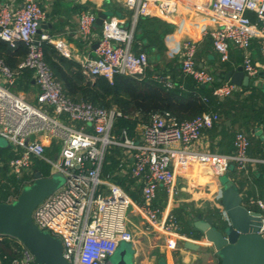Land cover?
<instances>
[{"label": "built area", "instance_id": "1", "mask_svg": "<svg viewBox=\"0 0 264 264\" xmlns=\"http://www.w3.org/2000/svg\"><path fill=\"white\" fill-rule=\"evenodd\" d=\"M137 14H162L171 19L178 14L181 0H119ZM197 11L206 15L211 26L203 35L210 38L221 62L232 60L233 49L242 54V66L251 80L259 74L253 51L259 47L264 55V0H189ZM49 11L40 0H21L17 6H0V39L16 49L24 44L27 54L19 70L11 69L0 57V136L6 138L15 156L9 160V172L24 182L34 180L37 161L48 163L52 173L65 176L66 182L34 210L33 219L42 229L59 238L63 253L71 264H111L109 258L122 241L133 242L128 211L133 199L116 180V172L105 174L109 149L121 147L126 158L118 172H128L141 184L142 204L148 221L160 224L169 235L182 233L176 216L163 217L155 204L162 186L170 196L177 191V169L194 164H207L218 178L232 165L247 170L253 162H264L249 154L251 141L244 132L234 138V150L225 154L194 148L205 129L221 118L217 112H206L179 121L169 113H155L149 124L133 137L124 129L116 133V120L123 116L117 108H104L85 100H75L65 91L52 67L45 60L44 42L52 43L65 56L70 50L64 42L49 33L40 32ZM98 15L91 9L79 15L78 33L89 38ZM133 32L123 28L116 16L107 17L95 48V55L85 56L79 63L85 76L94 80L104 76L113 81L115 75H143L150 66L147 52L132 50ZM199 44L184 40L179 54L181 70L200 86L212 87L213 95L225 99L240 86L219 80L211 70L199 67ZM22 69H30L40 89L36 104L15 90ZM165 81L172 86L170 81ZM221 83L215 86L217 81ZM205 100L207 98L205 97ZM53 144L55 147H53ZM25 178V179H24ZM252 210L261 212L264 234V200L251 198ZM251 209V208H250ZM223 218L229 222L226 212ZM12 264H34L32 252L20 241Z\"/></svg>", "mask_w": 264, "mask_h": 264}, {"label": "crops", "instance_id": "2", "mask_svg": "<svg viewBox=\"0 0 264 264\" xmlns=\"http://www.w3.org/2000/svg\"><path fill=\"white\" fill-rule=\"evenodd\" d=\"M40 1L49 11L47 20L41 25V32L49 33L56 41L64 42L70 50V56L68 57L77 62H80L87 55H95V48L102 35L103 26L95 25L94 32L89 38L82 39L79 36L77 31L79 15L82 11L91 9L98 16L101 13L107 14L108 17L116 16L123 28L130 32L132 31V50L147 52L151 62L148 68H156L157 74L158 71L164 70L174 76L181 71L179 54L182 42L187 39L194 40L200 46H203L202 51L197 56L199 67L211 70L219 79L227 71L242 65V61H238L242 58L241 52L233 49L232 62H234L235 67L222 69V64L212 44L210 46L207 45V42L211 41L210 38L203 35L204 30L211 26V20L206 15H196L197 11L191 6L189 0H181L179 2L178 14H175L171 19L164 17L162 14H137L134 9L127 8L119 0ZM3 3H11L17 6L21 3V0H0V6ZM143 18L160 19L172 25L173 29L163 35V43L166 47L163 51H158L157 48H145L144 45L150 42L148 38L143 40V44L140 42L139 38L141 39L145 36L143 25L145 26L146 24ZM253 53L255 62L259 66V74L256 79L251 80V83L264 90V55L259 47H256ZM16 81V90H19L31 103L36 104L40 89L32 70L27 74L21 72ZM228 121H230L229 124H227ZM216 124L218 126L217 130H204L203 136L194 145V148L226 154L233 152L234 135L241 127L239 120L235 123L232 118H225L221 115L220 120ZM252 132L261 141L258 147L264 151V125L257 123ZM256 158L264 159V157L259 155H256ZM263 164L264 162H253L248 165L247 170L238 169L241 175L238 177L237 184L245 204L251 209L255 207L250 203L251 198L264 200V185L261 183L259 185L256 182L260 178L258 166ZM118 174L120 177H128L127 175H129L127 171H120ZM131 189L139 194L142 199L141 184L137 183V180L134 179ZM221 195L222 189L218 178L212 173L207 164L200 163L193 166H182L177 169L176 193L170 196L166 189L161 186L156 200L162 206L163 217L177 210L192 212L194 215L192 213L190 215L187 214L188 217L186 218L193 225V217L198 214H202L203 218L212 217L209 212L213 208L225 212L220 204ZM132 199L133 204L129 208L128 216L129 229L134 235L132 244L135 264H220L218 251L204 235L199 238L187 236L189 239H184V237L179 235H169L162 230L160 224H152L148 221L146 213L138 205L142 204V200H136L134 197ZM184 234L186 235V233ZM2 239L3 236H0V240ZM188 240L199 244L200 247L196 250L186 247L185 242Z\"/></svg>", "mask_w": 264, "mask_h": 264}, {"label": "trees", "instance_id": "3", "mask_svg": "<svg viewBox=\"0 0 264 264\" xmlns=\"http://www.w3.org/2000/svg\"><path fill=\"white\" fill-rule=\"evenodd\" d=\"M143 19L146 24L145 26L143 25L145 36L144 38H139L140 42L143 44V40L148 38L150 42L144 45L145 48L151 47L157 48L158 51H163L166 48L163 43V35L173 29L172 25L160 19ZM210 44H212V41L207 42L208 46ZM202 49L203 46L199 45L198 53ZM26 54L27 48L24 44L21 43L16 49H13L7 42L0 39V57L11 69L19 70V64L24 60ZM44 55L45 60L50 64L56 77L61 81L66 93L71 98L89 101L104 108H117L122 111L123 116L119 117L115 123V131L118 134L126 129L131 136L138 137L140 128L149 124L152 115L155 113H169L177 120L182 121L195 118L206 112H217L225 118H232L235 123L239 120L241 127L236 133L244 132L250 138L251 146L249 154L255 157L256 155L264 157L263 149L258 147L261 141L252 132L257 123L264 125V90L253 85L254 83H251L249 86L240 87L230 97L219 99L213 95L212 87L198 85L192 76L185 74L182 70L176 73V75L171 76L164 70L158 71L157 74V69L150 67L139 77L117 74L113 81L104 76H97L92 80L84 75L79 62L63 55L52 43L44 42ZM240 60L242 61V58L238 61ZM221 64L222 69L235 67L232 60L230 62H221ZM30 71V69L21 70L25 74ZM157 76L163 80L170 81L172 86H168L165 81H160ZM220 83L218 80L215 86ZM14 89L16 90L15 87ZM205 97L207 100H205ZM217 128L216 124L207 130L213 129L216 131ZM13 156H15V151L11 147L0 150V202L14 200L20 194L23 187L33 181L24 182V180L17 179L14 175L10 174L8 163ZM125 158L126 155L123 148L115 147L109 149L106 155L104 172L105 174L116 172L115 178L122 187L136 200H142L141 196L131 189V184L134 183L135 178L130 173L127 175L128 177H120L117 173L120 169L119 164ZM258 167L260 178L256 182L259 185L260 183L264 185V164ZM34 170L40 171L44 176L53 174L51 166L42 161L35 163ZM227 175L238 186L237 181L241 172L238 171L236 165L230 167ZM155 204L162 209L160 202L155 200ZM191 213L184 210L173 212L180 222L181 231L186 233L187 236L199 238L203 233L191 225V222L186 218L188 217L187 214L190 215ZM209 213L215 219V223L218 226L224 227L226 225L227 221L223 218V212L220 209L213 208ZM192 215L194 214L192 213ZM1 236H3V239L0 240L1 264H12L17 256L15 249L20 246V243L12 236Z\"/></svg>", "mask_w": 264, "mask_h": 264}, {"label": "water", "instance_id": "4", "mask_svg": "<svg viewBox=\"0 0 264 264\" xmlns=\"http://www.w3.org/2000/svg\"><path fill=\"white\" fill-rule=\"evenodd\" d=\"M107 17L105 13L99 14L96 25L103 26ZM134 76L139 77L141 74L136 73ZM219 80H228L240 87L251 84L242 65L227 71ZM6 146L10 147L8 140ZM6 146L0 144V149ZM65 182V176L60 173L44 176L36 171L34 180L23 187L17 198L0 202V236L9 235L24 244L34 255V264H71L64 256L61 240L49 231L42 230L33 219L37 206ZM218 182L222 189L220 204L229 222L220 227L213 217L203 218L202 214H198L193 217L194 227L218 251L221 264H264L261 212L245 204L239 187L229 176L218 177ZM185 246L193 250L200 247L190 240L185 242ZM115 254V260L109 258L111 264H135L132 242L122 241Z\"/></svg>", "mask_w": 264, "mask_h": 264}, {"label": "rangeland", "instance_id": "5", "mask_svg": "<svg viewBox=\"0 0 264 264\" xmlns=\"http://www.w3.org/2000/svg\"><path fill=\"white\" fill-rule=\"evenodd\" d=\"M6 140H7L6 138L0 136V144L6 146ZM53 147H55L54 144H53ZM3 149H8V147L6 146V147H4ZM0 150H1V149H0ZM225 176H228V175L225 174V175H223L222 177H225ZM111 258H112L113 260H115V259L117 258V254L111 256Z\"/></svg>", "mask_w": 264, "mask_h": 264}]
</instances>
